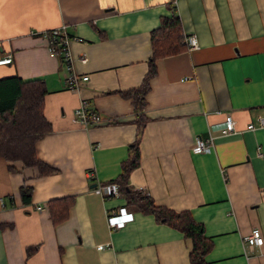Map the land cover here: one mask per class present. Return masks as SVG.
Here are the masks:
<instances>
[{
    "label": "crops",
    "instance_id": "crops-1",
    "mask_svg": "<svg viewBox=\"0 0 264 264\" xmlns=\"http://www.w3.org/2000/svg\"><path fill=\"white\" fill-rule=\"evenodd\" d=\"M173 13L183 42L193 34L199 47L188 51L184 42L183 51L155 60L128 188L201 224L212 242L207 264H264V128L246 129L264 115V0H0V58L11 56L0 78L43 79L52 127L34 144L51 173L0 158V264H191L192 243L181 231L120 192L93 191L118 183L137 135V110L122 93L141 84L150 32ZM62 25L73 71L88 76L75 91L41 35ZM81 103L103 121L74 123ZM226 115L236 131L216 132L209 152L193 154L195 138H207ZM66 197L73 199L67 217L54 224L47 203ZM121 206L133 221L110 232L106 215ZM253 228L261 247L244 242Z\"/></svg>",
    "mask_w": 264,
    "mask_h": 264
},
{
    "label": "trees",
    "instance_id": "trees-1",
    "mask_svg": "<svg viewBox=\"0 0 264 264\" xmlns=\"http://www.w3.org/2000/svg\"><path fill=\"white\" fill-rule=\"evenodd\" d=\"M169 8L174 10L172 4ZM150 46L148 70L141 84L122 93L124 97L132 100L137 110V135L135 142L129 147L127 159L121 165L117 178L118 191L125 195L129 203L135 204L142 211L152 214L158 222L181 231L189 238L192 243L189 254L191 264H207L204 257L211 249L212 242L204 236L201 224L196 223L188 212H174L155 206L149 197L131 192L128 188L129 173L139 162L138 142L146 121L142 111L149 82L156 72L155 60L177 54L185 47L181 24L174 13L169 17H161L158 27L150 32ZM46 92L45 82L41 78L22 79L17 75L0 78V158L9 162L19 161L25 167L36 168L40 175L52 172L51 168L36 157L34 148L35 142L52 130L44 115ZM9 170L12 168L9 167ZM19 192L22 202L28 203L31 189L23 185ZM72 200L71 197H66L48 201L47 207L54 224L67 217Z\"/></svg>",
    "mask_w": 264,
    "mask_h": 264
},
{
    "label": "built area",
    "instance_id": "built-area-1",
    "mask_svg": "<svg viewBox=\"0 0 264 264\" xmlns=\"http://www.w3.org/2000/svg\"><path fill=\"white\" fill-rule=\"evenodd\" d=\"M47 39V48L52 54L58 55L65 68V84L69 91H75L79 85L88 79L87 75H78L73 71V58L69 50V42L72 39L68 36L66 26H58L48 31L42 32ZM186 48L188 51L195 50L199 47L198 41L195 35L191 34L184 38ZM81 62H86V58L82 56ZM11 62V56L0 58V64H7ZM72 121L83 127L99 124L103 121V117L96 112L89 111L84 103H81L72 114ZM264 128V115H258L255 122H250L247 126V130H255ZM235 120L226 115L224 119L218 124H212L209 126L208 137L203 139L196 137L194 144L191 147L193 154H200L203 152H209L213 147V139L216 132L221 134H229L235 132ZM93 191L102 197L108 198L119 194L118 183L109 182L104 184H97ZM36 209H41L37 206ZM133 221V212L127 206H121L115 210H112L106 215V224L110 232L120 230L124 228L128 223ZM244 242L249 248L261 247L263 244V237L258 228H253L250 233L245 236ZM104 244L97 245V249L104 248Z\"/></svg>",
    "mask_w": 264,
    "mask_h": 264
}]
</instances>
